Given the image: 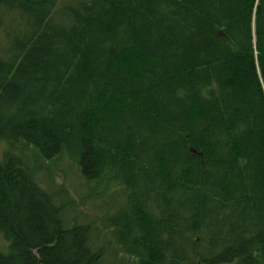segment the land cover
Segmentation results:
<instances>
[{"label": "trees", "instance_id": "1", "mask_svg": "<svg viewBox=\"0 0 264 264\" xmlns=\"http://www.w3.org/2000/svg\"><path fill=\"white\" fill-rule=\"evenodd\" d=\"M0 264H264V0H0Z\"/></svg>", "mask_w": 264, "mask_h": 264}, {"label": "rangeland", "instance_id": "2", "mask_svg": "<svg viewBox=\"0 0 264 264\" xmlns=\"http://www.w3.org/2000/svg\"><path fill=\"white\" fill-rule=\"evenodd\" d=\"M74 196V195H73ZM74 198H75V196H74Z\"/></svg>", "mask_w": 264, "mask_h": 264}]
</instances>
